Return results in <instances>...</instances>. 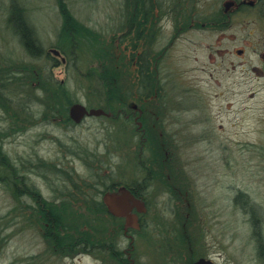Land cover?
I'll return each instance as SVG.
<instances>
[{
  "label": "trees",
  "instance_id": "16d2710c",
  "mask_svg": "<svg viewBox=\"0 0 264 264\" xmlns=\"http://www.w3.org/2000/svg\"><path fill=\"white\" fill-rule=\"evenodd\" d=\"M203 1L122 0L118 30L101 33L78 20L65 0H56L61 25L57 41L45 48L24 0H9L7 34L16 38L22 53L31 61L14 60L9 51L0 62V108L8 117L6 126L0 127V184L16 202L8 216L0 217V264H56L55 259L103 253L115 264H135L133 236L147 243L153 240L162 259L172 263L197 258L190 232L193 227L184 220L179 207L172 208L175 202L181 204L176 197H190L179 152L162 122L167 102L157 67L162 53L151 51L150 42L163 12H171L175 35L190 30L224 29L233 12L225 13L228 10L219 7L216 0L202 7ZM233 1L238 5L235 12L253 14L264 21V0H254L252 6ZM84 58L88 67L82 72ZM62 66H67L68 71L66 79L59 81L53 70ZM82 99L88 107L109 114L94 118L111 123L107 129L111 145H104L105 152L87 144L64 147V158L79 161L85 174L74 167L65 169L64 162L31 157L15 162L5 153L8 140L29 132L40 122L48 125L62 121L66 128L78 127L70 111ZM123 148L130 150L126 152L127 165L133 166L131 180L124 182L119 180L124 174L123 159L119 154L115 157V150L118 153ZM32 177H39L54 188L53 200L42 197L31 183ZM153 185L166 188L170 194L164 204L168 211L166 215L153 214L152 225L141 224L151 209L148 194ZM119 187L145 208L140 213L133 202L139 225L132 232V225L123 220L125 214L110 213L103 200L107 192ZM234 202L249 215L256 259L264 264L258 210L241 192ZM17 219L24 228L34 223L47 246L40 254L21 261L6 253L10 241L6 233L18 224ZM123 240L129 242V247L120 251L117 247Z\"/></svg>",
  "mask_w": 264,
  "mask_h": 264
},
{
  "label": "rangeland",
  "instance_id": "374dc122",
  "mask_svg": "<svg viewBox=\"0 0 264 264\" xmlns=\"http://www.w3.org/2000/svg\"><path fill=\"white\" fill-rule=\"evenodd\" d=\"M65 1L83 24L101 33L118 30L122 0ZM210 1L205 0L200 5L203 7ZM8 2L0 0V62L9 51L13 52L14 60L31 61L22 53L16 38L7 34ZM24 2L42 44L49 48L57 41L61 25L56 0ZM216 2L224 10V5L233 0ZM254 2L240 0L249 6ZM237 7L234 3L225 12L233 13L224 29L190 30L181 35L174 34L171 12H163L159 15L150 50L162 53L157 64L167 97L162 122L165 133L174 139L175 151L179 152L190 197V200L176 197L181 204L175 202L172 208L179 207L184 220L192 225L190 232L197 252L208 253V257L219 264H258L249 215L234 198L241 192L255 205L264 237V21L253 14L235 12ZM106 39L110 41L109 36ZM82 62L83 72L88 65L85 58ZM67 69L62 66L53 70L54 77L59 81L66 79ZM80 104L92 109L84 99ZM5 121L8 117L0 108V127L6 126ZM109 124L94 117H85L78 127L70 129L62 121L48 125L40 122L29 132L8 140L4 151L15 162L27 157L64 162L65 169L74 167L78 173L85 174L79 161L64 158V147L87 144L105 152L104 145H111L107 133ZM115 152V157L119 154L123 159L124 174L119 180L130 181L133 166L127 165L126 156L130 150L123 148ZM110 165L115 169L113 163ZM31 183L44 199L51 201L53 187L39 177H32ZM169 196L166 188L161 190L153 185L148 194L151 209L141 219V224H151L156 212L166 215L168 210L164 204ZM103 200L113 214L115 203L129 208L123 216L124 222L130 212H135L134 200L123 187L107 192ZM15 205L10 191L0 184V217L8 216ZM138 220L136 214L131 232L139 225ZM22 221L24 223L23 218ZM16 222L18 224L6 233L10 236L7 255L21 261L29 255L40 254L47 247L41 231L34 223L24 228L20 219ZM132 239L135 264L182 262L162 259L153 240L147 243L137 236ZM128 245L129 242L123 240L117 248L125 251ZM54 261L56 264H115L105 253Z\"/></svg>",
  "mask_w": 264,
  "mask_h": 264
},
{
  "label": "water",
  "instance_id": "95a60500",
  "mask_svg": "<svg viewBox=\"0 0 264 264\" xmlns=\"http://www.w3.org/2000/svg\"><path fill=\"white\" fill-rule=\"evenodd\" d=\"M232 5H233L232 2L226 3L224 5L225 10L227 11L230 7H232ZM70 116L76 124H80L85 117H101V116H109V114H107L102 109H95V108L87 109L84 105L78 103L72 107V109L70 111ZM134 205L137 207V210L140 213L145 212V208L140 206L139 202L135 201ZM114 210H115V213H117L119 215H123L124 212H126L128 210V207L122 203H115ZM126 221H127L128 225H131L133 222V215H129L126 218ZM197 264H212V263L209 261H205L203 259H200Z\"/></svg>",
  "mask_w": 264,
  "mask_h": 264
},
{
  "label": "flooded vegetation",
  "instance_id": "af4514ba",
  "mask_svg": "<svg viewBox=\"0 0 264 264\" xmlns=\"http://www.w3.org/2000/svg\"><path fill=\"white\" fill-rule=\"evenodd\" d=\"M234 2V1H233ZM232 2V3H233ZM250 5H252V3L250 4ZM140 206H142L141 204H140ZM129 211V208H128V210L126 211V212H124V214H126L127 212ZM138 211V210H137ZM130 215H133V222H132V224L131 225H133V223H134V220H135V218H136V214L132 211V212H130ZM129 216V215H128ZM198 253V255H197V258L195 257L193 260H190V261H182L181 262V264H197L198 263V261L200 260V259H203V260H205V261H209V262H211L212 264H219V263H217V262H215L212 258H211V256L210 257H208V253H204V252H197ZM258 261V260H257ZM258 264H262L260 261H258Z\"/></svg>",
  "mask_w": 264,
  "mask_h": 264
}]
</instances>
